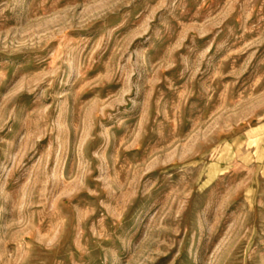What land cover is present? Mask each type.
Returning a JSON list of instances; mask_svg holds the SVG:
<instances>
[{"label": "rangeland", "instance_id": "1", "mask_svg": "<svg viewBox=\"0 0 264 264\" xmlns=\"http://www.w3.org/2000/svg\"><path fill=\"white\" fill-rule=\"evenodd\" d=\"M0 264H264V0H0Z\"/></svg>", "mask_w": 264, "mask_h": 264}]
</instances>
